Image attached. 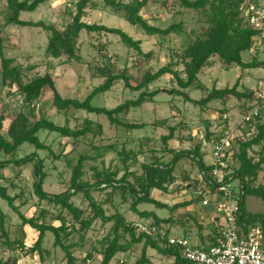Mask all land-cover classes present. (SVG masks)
I'll use <instances>...</instances> for the list:
<instances>
[{
    "label": "rangeland",
    "instance_id": "obj_1",
    "mask_svg": "<svg viewBox=\"0 0 264 264\" xmlns=\"http://www.w3.org/2000/svg\"><path fill=\"white\" fill-rule=\"evenodd\" d=\"M80 1L50 0L35 12L22 13L21 20L43 21L64 30L71 24L76 13V6ZM116 1L125 4L133 3L132 0ZM252 1L264 10V0ZM165 4L167 5L164 6ZM5 13L6 4L0 1V26L3 27L4 54L5 57L14 60L13 66L20 68L23 81L28 83L36 77L49 75L56 83L63 98L81 102L105 82V78L100 76V70L108 68L113 74L126 72L131 85L137 86L146 74H154L172 61H176L174 56L178 52L210 30V26L200 13L187 11L173 0H153L141 12V16L150 25L166 29L183 23V29L181 34L151 37L146 35L139 26L130 24L123 13L115 14L102 0H91L83 21L89 25L98 24L122 30L134 40L142 42V52L148 54L149 58L124 46L115 35L90 34L84 31L77 45L78 60L67 57L54 59L46 53L48 33L34 27L6 26ZM243 59L245 62L253 59L264 61V44L259 38H254L253 49L244 54ZM177 69L185 77L184 65L179 64ZM249 71L250 73H247V70L240 67L229 69L219 57H214L199 77L209 91L214 88L219 90L232 88L239 81L240 90H246L255 95L260 88L264 90V69ZM156 90L161 93L152 102L145 103L143 107L121 116L129 122L149 125L143 131L129 133L112 126L104 116L74 109L58 111L53 104V95L50 91L44 92L37 106L27 104L24 95L16 87L3 85L0 61V115L3 114L7 119L4 122L2 135L10 140L9 129L18 116L23 117L24 124L28 128L40 119L49 120L59 127H68L72 130H81L87 126L88 121L92 122L93 131L77 141L58 133L42 131L38 133V138L47 149L37 150L32 145L24 144L13 158V160H20L36 154L38 160L43 163V173L46 176L43 189L47 194L55 196L70 190L73 169L77 166L79 159L86 156L91 160L84 162L83 181L93 183L95 171L101 172L104 169L116 172L117 179H121L127 173H132L130 180L134 181L135 176H141L144 173L143 165L151 163L154 156L161 157L163 152L161 138L169 133V127L178 128L181 131V137L191 138L183 142L171 141L169 148L178 153L191 151L197 144L202 143V160L207 167L213 164L212 146L222 132L229 130L235 133L236 141L232 150L234 154L239 152V142H244L256 134L254 126L250 127L249 123L242 125L245 103L233 97L225 101L212 102L206 109L194 107L185 103L182 97L174 95V90H179V86L172 76H165L150 86V91ZM185 92L195 100H201L205 96V93L199 90ZM139 95L140 93L126 88L124 81H120L110 92L96 97L92 105L96 108L114 109L126 101L138 99ZM224 115L228 116L226 121L223 119ZM108 146H114L116 151L106 152L105 148ZM123 150L138 154L137 161L130 160L126 164L123 163L120 156ZM259 150V147H255L249 155L257 158L255 152ZM98 152L103 154V157H99ZM163 158L165 163H169L173 156L165 154ZM11 160V157L5 155L0 157V162ZM36 165L37 161L19 167L11 165L0 171L1 185L7 188L11 197L16 198L15 205L26 218H37L41 212H48L45 219L46 224L58 227L60 223L55 221L53 216H57L60 207L48 205L47 202L41 201L35 193L34 185L38 181L35 172ZM239 165L238 161L234 163L233 172L239 168ZM176 174L178 181L168 193L153 191L152 197L171 207L189 202L192 203L191 205L181 207L173 214L169 210L148 204L139 206L138 210L154 213L161 220L172 218L173 223L160 225V229L165 232L169 231L171 236L180 235L186 228L198 229V222L203 229H198L195 233L206 231L208 234L205 238H210L216 234V227L211 219L216 212L212 206L204 207L196 195L197 187L203 186V182H200L203 176L199 166L191 159H182ZM186 178L194 185L191 190L185 188ZM263 183L264 171L259 175V184ZM232 187L237 196L241 195L238 181H233ZM92 195L100 203L112 200L104 206L109 215L118 212L131 224L134 222L153 223L152 218L142 219L132 211L133 199L130 194H122L120 190L113 193L112 189H105L102 192H93ZM71 202L77 208L88 209V201L83 193H77ZM246 207L249 214L264 216L262 200L249 196L246 199ZM0 211L6 216L4 229L10 240L21 238V230H24L25 244L27 247L33 246L38 234L29 226L23 228L19 215L12 211L7 202L1 198ZM64 214L67 215V212ZM68 220L70 221L71 218ZM111 227L112 224L104 226L98 221L86 235L76 233L67 241V244L72 246V253L79 262L88 260L92 255L91 264L101 263L102 241ZM257 227L261 228L260 225ZM2 234L0 228V236ZM122 238V242H130V236L122 234ZM54 239L52 233L46 235L43 260L37 254L31 255L21 250L12 251L3 245L5 239H0V259L3 261L18 259V264H66L64 253L54 246ZM187 241L193 246L199 243L194 237L188 238ZM143 247V243L133 245L131 252L117 256L113 264H135L143 254ZM147 257L153 264H176L173 259L163 257L152 249L147 250Z\"/></svg>",
    "mask_w": 264,
    "mask_h": 264
},
{
    "label": "trees",
    "instance_id": "obj_2",
    "mask_svg": "<svg viewBox=\"0 0 264 264\" xmlns=\"http://www.w3.org/2000/svg\"><path fill=\"white\" fill-rule=\"evenodd\" d=\"M6 4V13L4 17L6 26L17 27H34L42 29L48 33V45L46 53L49 57L60 59L67 57L68 59H79L77 52V45L81 34L86 33H100L117 36L122 44L129 49L138 52L139 55L149 58L148 54H144L141 49L142 42L134 40L128 34L120 29H111L106 26L93 24L89 25L83 21L86 16V10L91 0H81L76 6V13L73 16L72 22L64 30L58 29L55 25L46 24L43 21L31 22L21 20L22 13H32L39 9L42 5L50 0H0ZM105 5L115 13H123L126 20L134 26H139L148 36L154 37H168L172 34H181L183 23L172 25L166 29L152 26L146 19L141 16V12L153 0H132V4H125L116 0H102ZM187 11H195L200 13L206 23L210 26V30L201 34L198 38L192 41L184 50L178 52L169 65L162 67L158 72L148 73L137 84L132 86L130 78L126 72L113 74L108 68L100 70V76L105 78V82L96 88L85 101L63 98L54 80L49 76L36 77L28 83L22 79V73L19 67H15L14 60L5 57L4 54V40L2 38L3 27L0 26V61H1V75L4 86L16 87L25 97L27 104L38 105L44 92L50 91L53 95V104L58 111L67 109H74L78 111H85L88 114L97 116H104L112 126L124 129L126 132L143 131L149 125L145 123H133L126 121L121 116L128 114L131 110L143 107L145 103L152 102L161 91H150V86L159 81L165 76H172L174 81L178 84L179 90H174V95L182 97L183 101L194 107L206 109V107L215 101H225L233 97L242 103H245V114H249L255 107L254 95L252 92L240 90V82L238 81L232 88L227 87L224 90L214 88L207 90L206 86L201 82L200 75L208 63L214 58L219 57L222 62L231 69L233 67H240L245 70L264 69V61L253 59L250 62H245L243 55L250 52L254 47V38L259 36L258 32L252 30L246 20L243 18L240 11L242 0H173ZM255 3V2H254ZM165 4L164 6H166ZM180 61V62H179ZM179 64L185 67V77L177 67ZM120 81L125 82V87L132 92L140 93L138 99L129 100L119 105L114 109L96 108L92 105L93 100L99 95L110 92L113 87ZM189 90H199L205 93L201 100H195L185 92ZM248 102V104H247ZM250 103V104H249ZM253 103V104H251ZM261 105V104H258ZM6 117L0 115V157L2 155L11 157V161L0 162V171L14 165L15 167L25 166L31 162L37 161L35 183V193L37 197L48 205L60 207L57 216L53 219L60 223L56 227L53 224L47 225L45 222L46 214L48 212H41L37 218H26L20 211L19 207L15 205L16 198L8 194L6 187L1 185L0 178V198L7 202L12 211L17 213L22 221V227L29 226L37 234V240L33 246L27 247L25 244L26 233L21 230V238L10 240L9 235L4 229L6 216L0 211V228L2 235L0 239L4 241V246L12 251H25L27 254L38 255L43 260L44 243L46 235L52 233L54 235V246L62 250L65 255L66 264H86L87 260L79 262L72 253V246L67 244V241L76 233L86 235L96 222H101L104 226L112 224L110 231L102 241V261L100 264H113L117 256L126 255L132 251L133 245L143 243V254L135 264H153L147 257V250H155L158 254L169 259H173L176 264H187L181 257L177 249L170 248L165 244L161 245L160 241L155 240L152 236L138 233L132 224L126 221L125 217L116 212L108 214L104 208L105 203H100L93 197V192H102L105 189H112L113 193L116 190L122 191V194H130L133 203L131 209L134 213L139 215L142 219L152 218V225L160 228L162 224H171L173 219L161 220L154 213L140 212L138 207L143 204L153 205L159 209L169 210L173 214L177 209L186 207L192 203L178 204L169 206L152 197L153 191H159L166 194L171 187L178 181L176 174L177 167L182 159H191L195 162L202 173L203 180L206 182L211 178L210 172L212 166L207 167L202 160V143H199L191 151L176 152L169 148L171 141H185L191 138L181 137V131L175 127H169V133L162 136L163 152L161 157L154 156L149 164L142 166L144 173L141 176H135L134 181L130 180L132 173H127L121 179H117V173L110 172L108 169L103 171L96 170L93 176L94 182L89 183L83 181L84 176V162L91 160L90 157H81L77 166L73 169V176L71 180V188L66 193L60 195H49L44 189L45 174L43 173V163L38 160L36 154L28 156L24 159L13 160L18 150L24 145L29 144L34 146L37 150L47 149L39 138L38 133L42 131H49L58 133L63 137L72 138L77 141L85 138L92 130V122H87V126L81 130H72L68 127H59L53 122L40 119L33 123L29 128L25 126L23 117L18 116L12 122L9 129L10 140L2 135L4 122ZM249 126H254L256 134L252 138L239 142V152L234 154L231 164L228 169H233L234 163L239 162V168L235 169L230 176L232 181H238L241 191L239 206L240 214L238 216V224L247 230L249 227L261 226L264 234V216L251 215L248 213L246 207L247 197H255L264 203V183L259 184V175L264 171V109L259 116L253 121L249 122ZM241 127V126H240ZM218 139V138H217ZM236 141L233 140V142ZM255 147H259V152H255L257 158L249 155L250 151H254ZM105 151H116L114 146H108ZM153 154H155L152 151ZM141 154V153H140ZM171 154L173 156L169 163L164 162L163 156ZM99 157L103 154L98 152ZM123 163H128L130 160H136L137 156L133 151L123 150L120 153ZM93 160V159H92ZM185 179V188L191 190L194 186ZM77 193H83L85 199L88 201V209L77 208L72 204L71 200ZM67 212V215L64 214ZM68 217V218H67ZM71 218L69 221L68 219ZM193 218V217H192ZM195 222L197 220L193 218ZM202 226L197 222V228ZM196 228H190L187 231L192 233L197 231ZM187 232V233H189ZM122 234L130 236V242H122ZM170 235L169 231L166 232ZM190 234H187L189 236ZM201 235V234H200ZM215 241L214 235L210 242ZM209 244V246L211 245ZM208 246V247H209ZM207 248V247H200ZM92 259V255L88 260ZM0 264H18V259L12 261H3L0 259Z\"/></svg>",
    "mask_w": 264,
    "mask_h": 264
},
{
    "label": "built area",
    "instance_id": "obj_3",
    "mask_svg": "<svg viewBox=\"0 0 264 264\" xmlns=\"http://www.w3.org/2000/svg\"><path fill=\"white\" fill-rule=\"evenodd\" d=\"M240 11L248 26L258 32L264 44V10L252 0H242ZM255 107L244 116L242 125L259 116L264 109V90L254 95ZM261 104V105H258ZM224 121L228 119L223 116ZM235 133L222 132L213 144L211 178L198 186L196 195L204 207L212 206L216 212L211 219L216 227L215 241L207 248L191 245L185 238L167 235L152 224L134 222L132 227L141 234L149 235L170 248L177 249L187 264H264V234L260 227L245 230L239 226V200L232 187L233 169H228L234 155ZM204 179V178H203ZM224 220V222H222ZM87 264H91L87 260Z\"/></svg>",
    "mask_w": 264,
    "mask_h": 264
},
{
    "label": "crops",
    "instance_id": "obj_4",
    "mask_svg": "<svg viewBox=\"0 0 264 264\" xmlns=\"http://www.w3.org/2000/svg\"><path fill=\"white\" fill-rule=\"evenodd\" d=\"M247 73H250L249 70H247ZM200 182H203V179L200 180ZM140 211V210H139ZM141 212V211H140ZM194 218V217H193ZM190 228H186L184 230V232L182 231L180 235H177L176 237H183L186 240L188 238L194 237V239L198 240L199 243L195 244V246L197 247H208L209 244H211L210 240L211 238H213V235L210 238H205L207 236V232L206 231H202V233H195V231H193L192 233H190L189 231H187ZM200 229H203L202 227ZM189 232V233H187ZM197 232V231H196ZM187 234H190L189 236H187ZM201 234V235H200Z\"/></svg>",
    "mask_w": 264,
    "mask_h": 264
}]
</instances>
